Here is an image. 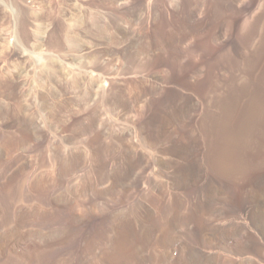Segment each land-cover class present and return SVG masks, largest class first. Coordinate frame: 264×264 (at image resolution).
<instances>
[{"label": "rangeland", "instance_id": "rangeland-1", "mask_svg": "<svg viewBox=\"0 0 264 264\" xmlns=\"http://www.w3.org/2000/svg\"><path fill=\"white\" fill-rule=\"evenodd\" d=\"M0 264H264V0H0Z\"/></svg>", "mask_w": 264, "mask_h": 264}, {"label": "bare ground", "instance_id": "bare-ground-1", "mask_svg": "<svg viewBox=\"0 0 264 264\" xmlns=\"http://www.w3.org/2000/svg\"><path fill=\"white\" fill-rule=\"evenodd\" d=\"M255 89H256V88H255ZM253 91H254V90H253ZM254 93H255V92H254ZM249 94H250V93H249ZM252 95H253V94H252ZM253 102H254V101H253ZM250 128H252V127H250ZM220 134L222 135V137H224V135H223L222 133H220ZM228 134H229V132H228ZM23 135H24V134H23ZM216 135H217V133H216ZM229 136H231V135H229ZM215 137H216V136H215ZM228 138H229V137H228ZM218 139H219V137H218ZM220 139H221V138H220ZM231 139H232V136H231ZM231 139H230V140H231ZM221 140H222V139H221ZM227 141H228V140H227ZM230 149H231V148H230ZM231 150H232V149H231ZM231 150L228 151V153H229V152H232ZM235 150H236V149H235ZM217 153H218V152H217ZM235 153H236V152H235ZM236 154H237V153H236ZM211 155H212V154H211ZM223 156H224V155H223ZM237 156H238V155H237ZM237 156H236V157H237ZM225 157H228V156H225ZM221 161H223V160H221ZM231 161H232V160H231ZM242 161H243V160H242ZM234 162H235V161H234ZM219 163H220V162H219ZM227 163H228V162H227ZM231 163H232V162H231ZM258 166H259V165H258ZM223 167H224V166H223ZM217 168H218V167H217ZM219 168H220V167H219ZM229 185H230V184H229ZM226 189H227V188H226ZM228 189H229V188H228ZM194 209H195V207H194ZM206 229H207V228H206ZM206 229H205V230H206ZM196 233H197V232H196ZM189 235H190V234H189ZM193 235H194V234H193ZM193 235H192V236H193ZM196 235H197V234H196ZM200 235H201V234H200ZM166 236H167V235H166ZM194 236H195V235H194ZM188 238H189V237H188ZM194 238H195V237H194ZM123 256H124V255H123Z\"/></svg>", "mask_w": 264, "mask_h": 264}]
</instances>
